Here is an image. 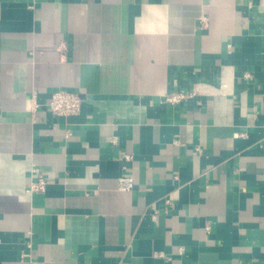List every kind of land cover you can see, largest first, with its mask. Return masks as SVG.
<instances>
[{
    "label": "crops",
    "instance_id": "crops-1",
    "mask_svg": "<svg viewBox=\"0 0 264 264\" xmlns=\"http://www.w3.org/2000/svg\"><path fill=\"white\" fill-rule=\"evenodd\" d=\"M126 263L264 264V0H0V264Z\"/></svg>",
    "mask_w": 264,
    "mask_h": 264
},
{
    "label": "built area",
    "instance_id": "built-area-1",
    "mask_svg": "<svg viewBox=\"0 0 264 264\" xmlns=\"http://www.w3.org/2000/svg\"><path fill=\"white\" fill-rule=\"evenodd\" d=\"M202 24L208 22V18L202 16L200 18ZM248 76V74H247ZM196 94L194 90H176L168 92L163 96V102L170 104H179L187 99L193 97ZM82 98L79 93L69 91L67 89H57L51 93L50 99L47 103L48 109L56 116L69 117L78 115L82 109ZM38 104L35 100L31 103V110L35 111ZM115 142V140H113ZM127 159H131L132 156L127 155ZM47 185V180L40 176L39 179L33 182L30 186L29 192L44 191ZM134 187V181L129 177H121L119 179V188L121 190L130 191ZM129 264V263H126Z\"/></svg>",
    "mask_w": 264,
    "mask_h": 264
}]
</instances>
